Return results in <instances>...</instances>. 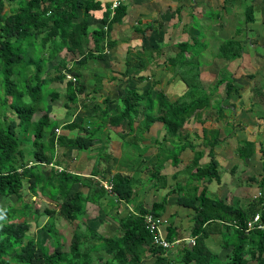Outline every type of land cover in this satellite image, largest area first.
<instances>
[{
	"label": "trees",
	"instance_id": "trees-1",
	"mask_svg": "<svg viewBox=\"0 0 264 264\" xmlns=\"http://www.w3.org/2000/svg\"><path fill=\"white\" fill-rule=\"evenodd\" d=\"M228 1L224 0L223 6ZM237 1H240L244 22L255 23L258 6L252 3L245 5L244 0ZM113 2L114 0H0V198H10L14 201L12 205L0 207V264H92V253L98 251L107 255V258L97 257V264H141L148 257H154L152 264H177L166 257L168 249L154 243L161 236L157 232H149L146 228L148 215L163 218L166 214L167 199L173 194L176 195L178 206L192 209L195 213L190 217V237L195 242L193 246L181 242V264H264V231L246 232L247 223L256 214H260L261 220L264 221V174L258 181L260 195L251 199L246 208L238 203L236 206L231 202L208 198L205 184L220 182L221 179L219 162L215 157L221 130H202L201 137L209 148L208 161L204 165H201L204 154L203 150L199 149L201 146H196L190 135L181 133L182 129L190 128L196 122L203 123L202 125L208 122L201 115L210 110L211 97L217 95L220 87L225 90V98L240 93L233 74L226 68L224 72L219 68L209 88L201 86V73L198 72L201 63L194 62L198 56L201 57L205 46L200 43L201 34L193 41L178 42L182 43L180 48L178 47L173 58L167 60L170 65H178V70L172 68L174 75H171L169 82L173 83V80L177 79L185 86L178 100L172 102L161 91L155 92V83H152L142 92L135 88L127 89L123 98L116 104L114 114L109 112L108 105L93 104L91 114L86 116L92 118L93 125L84 124V120H67L62 127L54 125L47 133L44 132L50 123L57 121L48 112L47 99L55 101L59 97L58 92L50 87L52 83L64 87L65 117H72L73 105H76L79 96L85 93V84L81 82L82 74L79 69H75L74 63L66 68L65 57L60 58L54 68L56 73L51 78L45 74L47 65L63 51L69 53L72 58L95 60L104 58L105 49L115 48L118 39L111 37L112 28L115 24L125 21L131 3L129 0H118V5L112 8ZM262 2L264 4V0ZM182 8L183 3L174 11V15L179 14ZM261 12L264 15V5ZM212 14L210 12L208 16L212 17ZM91 17L99 21L100 28H90L88 18ZM194 17L196 16L192 15V19ZM212 18L219 17L216 15ZM242 23L240 21L236 25L234 36L223 40L219 45L218 54L226 63L241 58L245 50L244 45L247 42V45L250 44L245 38L249 32L241 28ZM162 24L163 22L145 23L144 20L138 19L133 24L132 31L139 39H144L148 31L160 34ZM192 25L190 24L195 30L200 27ZM90 42L93 48L89 46ZM163 47L164 42H161L154 48L142 47L140 52L129 50L124 61L125 67L113 75L111 80L119 79L118 81L127 83L132 78L146 80L138 76V73L147 64L155 66L153 60L159 56ZM143 51L146 53L141 55ZM147 53L148 59L145 57ZM68 70L70 74H66ZM98 83L99 87L101 84ZM108 100L106 98L105 103H108ZM83 106L88 107L87 103ZM224 111L226 108L217 104L218 121L226 118ZM138 114L142 116L143 128L136 130ZM124 122L128 125V132L123 131L124 136H118L121 148L125 149L119 153L122 159L134 161L136 155L132 153V156L128 157L127 154L128 150L134 147L142 151L141 155L153 149L157 152L154 166L141 167L147 173L146 182L140 183L139 186V178L135 174H116L111 179L112 191L108 192L100 182L91 181L93 177L98 176L97 173L91 172L89 178H86L80 173L54 169L55 166H67V154L64 152L67 148H74V153L78 154L94 149L102 139L113 142L112 136L100 137L92 130L99 132L105 128L122 129ZM234 122L239 125V121ZM155 124L160 125L158 135H161L155 136L153 140L150 137L149 143L143 142L145 135H142L149 133ZM32 127L34 133L27 136L28 129ZM58 127L69 132L59 135L56 132ZM20 128L24 131V136L17 135ZM69 133L70 136H67ZM128 133L133 136L126 138ZM44 135L47 136L45 141L42 140ZM209 135L210 138L207 137ZM195 136L200 138L198 134ZM245 143H248L249 147L252 146L248 141ZM238 146L237 151L242 160L255 152L250 148L244 151V146ZM57 150L62 151L61 156H58ZM139 152L137 151V154ZM72 158L75 156L72 155ZM104 159L108 161L109 156ZM143 159H140L142 165ZM166 163L174 167L183 163L191 168L189 178L183 186L167 189L165 177L161 174ZM44 167L49 168L47 175ZM238 171L237 167L233 166L230 174L234 175ZM172 177L176 180L174 174ZM149 182H153L152 189L157 199L147 208L142 202H138L134 192ZM25 183L35 196L31 204L26 203L21 194ZM76 184L80 185V189L71 193ZM166 189V194L158 199V192ZM43 194L50 200H55L57 196L63 200L57 205H51L44 214H40L39 204ZM104 202L111 205V208L114 204L112 209H117L119 203L132 205V208L130 207L122 218H111L118 224L116 234L99 236L95 231L89 230L95 240L92 244L88 241V235L82 236L77 228H85V224L80 221L86 213L87 204H97L96 206L104 212ZM28 215L36 218L33 226L31 221L25 219ZM41 215L49 218L47 224L41 225V220L37 218ZM60 219L75 227L67 251L64 250L63 237L57 235L54 226V221ZM39 225L49 231L52 246L41 244L33 238V231L29 229ZM178 226L179 224L172 223L165 226L162 231L165 241L175 244V241L185 239L179 236ZM215 236L221 237L222 247L231 248L227 261H220L218 255L206 245V241Z\"/></svg>",
	"mask_w": 264,
	"mask_h": 264
},
{
	"label": "rangeland",
	"instance_id": "rangeland-1",
	"mask_svg": "<svg viewBox=\"0 0 264 264\" xmlns=\"http://www.w3.org/2000/svg\"><path fill=\"white\" fill-rule=\"evenodd\" d=\"M197 2L195 5L197 8L194 9L192 12L193 15H197L194 17V22L191 16V22L193 23L192 26L198 25L199 28L196 30L188 28L187 35L183 37L180 42H190L195 40V38L200 35L202 38L200 43L203 46V50L201 52V57L198 56L194 62L201 63L198 69V72L201 73V78L199 81L203 88H209L211 85L210 83L214 81L215 77L218 74V70L220 68L221 72H224V68H226L229 72L233 74L235 78V85L240 88V94L237 95L232 94L229 98L224 97L225 90L223 87L219 88V93L213 97H211L210 102V110L203 111V115L201 117L208 122L202 125L203 123L196 122L190 128H184L181 130V133H186L190 135L193 139V143L196 146H201L199 149L203 150V158L201 160V165H204L207 161V153L209 151L208 146L205 144L204 138H202V130L205 129H218L223 130L222 135L218 136L219 144L215 148V157L219 162L220 172H221V179L220 182L213 181L210 184H205L206 186V196L213 200L220 199L226 201L228 203H233L234 205L244 206L245 208L250 204V200L254 199L258 194H260V189L258 188V181L260 180V176L264 174V15L261 12L262 6L264 5L262 0H244L245 5H249L252 3L256 8V15L255 20L256 22L245 23L244 22V15L243 10L240 8V1L237 0H229L225 6L221 8V0H215L211 5L210 2L207 0H194ZM252 1V2H251ZM159 4L156 5L154 0H144L141 5L142 8L133 11L127 17V22L120 26V28L115 27L114 37L118 40H127V39H135L137 37L134 32L132 31V26L135 23L136 18L140 17L138 13H141V19L146 20V22H157L156 19L159 18L165 23L164 20H169V12L170 7L168 5V0H158ZM148 8V9H146ZM217 9L216 11L220 13H213V16L218 15L219 18H212L209 17V13L215 10H208L207 14L204 15V12L208 9ZM186 9V8H185ZM151 12H154L150 14ZM223 12V13H222ZM189 14L188 15L183 12L182 13V20L180 21V26H184L186 21H189ZM153 16V19H152ZM209 18V19H207ZM175 22L177 18H174ZM217 21L218 25L221 23V27L218 25H212L210 22L207 21ZM242 21L241 28L244 30L246 29L248 37H245L249 40V43L244 45V53L242 54L241 58L234 60L233 62L226 63L224 59L219 56L218 48L220 43L223 40H227L231 36H234V30L236 25ZM172 20L166 22L161 30L160 34L151 33V35L145 37L144 39H138V42H130V44L124 45V49L121 48V53H114L115 51L105 49L104 51V58L103 59H89L84 57H74L63 51L59 57H57L53 62L49 63L46 67L45 74L47 77L51 78L55 75L54 68L57 65V62L60 58L65 57L67 61V67H71L74 63L75 69H79L81 76V82L85 84V93L79 96V101L76 105H73L74 112L72 117H65L66 114V107L65 98H64V87L59 85L58 83H52L50 85L51 88H54L59 97L52 101L48 98V112L57 121L50 123L49 126L46 127L44 132L47 133V130H50L54 125L61 126L66 123L67 120H73L75 122L83 121L84 124L92 123V118H87L91 114V106L93 104H98L101 106L108 105L111 114L116 112V104L120 101L119 99L123 98L127 89L135 88L138 92H142L144 89L149 88L152 83H155L153 87L155 92L161 91L166 95V97L174 102L178 100V98L182 95V90L185 89L184 83L178 81L177 79L173 80V83L169 82L171 75H174L172 68L178 70V65L175 63L170 65L167 63V60L172 58V42L174 41V28L171 25ZM212 25V28H217L216 31H209L208 26ZM99 27V22L92 20L91 27ZM121 29V30H120ZM191 31V32H190ZM244 31V33H246ZM208 33V35L206 34ZM164 34V35H162ZM185 34V33H184ZM164 37L166 38V42L169 44V47H165L160 52L159 56L155 57L153 60L155 62L156 67L152 65L145 66L140 72L138 76H142L146 78L144 81L138 80V78L130 79L129 83L124 81H114L111 80L112 76L117 74L118 72L122 71L123 64L125 65L124 61L128 56L129 50L139 51L142 47L146 49L147 47L157 46V42ZM181 37V36H179ZM185 39V40H184ZM137 40V39H136ZM179 40V39H178ZM182 43H177L175 45L176 49L180 48ZM251 45V46H250ZM89 46L93 48V44L90 42ZM120 47V46H119ZM179 47V48H178ZM166 52V50H169ZM146 51H143L141 55L145 54ZM119 55H124V58L121 57L120 62L115 65V57ZM148 59L149 53L145 55ZM207 63H206V62ZM133 64V62H131ZM54 66V67H53ZM113 66V69L111 67ZM125 67V66H124ZM64 71V70H63ZM193 73H195L193 71ZM66 74H70L69 70ZM182 75V74H181ZM242 78V80H239ZM98 82L101 85L98 87ZM94 90V91H93ZM97 92V93H96ZM96 93V94H95ZM95 94V95H94ZM108 98V103H105V99ZM94 99V101H93ZM89 100V101H88ZM87 103L88 107H84L83 105ZM218 105H223L226 109L225 116L226 118L222 121L217 120V113L216 107ZM238 107V108H237ZM142 110V108H141ZM142 114V112H141ZM251 114L254 117L250 118ZM87 116V117H86ZM84 118V119H83ZM87 118V119H86ZM137 121L135 123L136 130L142 129V116L138 114L136 118ZM216 119V121H215ZM233 119V120H232ZM1 121V120H0ZM233 121V122H232ZM239 121L243 122L244 124L248 125V133L238 132L239 125L234 122ZM194 122V121H193ZM226 122V123H225ZM216 123V124H215ZM221 125V126H219ZM218 126V128L216 127ZM58 127V134H67L69 131H65V129ZM160 125L155 124L151 127L149 133H145V138L143 142L149 143L150 137L151 140L155 136L158 135V131ZM123 129V130H122ZM122 129L112 128L111 130H104L96 131L98 136L105 137L112 136V140H104L102 139L99 141L94 149L84 150L78 154L74 153V148H67L65 155L68 161L67 166L64 167L70 173H80L83 177L89 178V174L97 173V177H93L91 179L92 182H103L105 184L108 183L111 178H113L116 174H135L137 178H139V186L140 183L146 182L147 173L141 169L154 166L156 162V150H150L149 152H145L143 155L141 150H137L130 148L128 150V157L132 156L130 154L134 153L136 155V159L134 161H127L120 157L119 153L124 152L121 148V142L118 138L119 135L124 136V132H128V125L126 122L123 123ZM17 132L19 136H24V131L20 128ZM34 133V129H28L27 136H32ZM180 133V134H181ZM257 133V136H254ZM69 133L67 136H70ZM195 134H198L200 138L196 137ZM229 134H234L235 136H228ZM76 134L74 133L73 136ZM151 135V136H150ZM184 134H182L183 136ZM128 136V137H126ZM126 138H131L133 135L129 134L126 135ZM210 138V135L207 136ZM110 138V137H109ZM43 141L47 140V136H43ZM131 140V139H130ZM248 141L252 143V146L249 147ZM240 142V143H239ZM240 147L244 146V151L250 149H254L255 152L251 154V156L245 160H242L239 157V152L237 151L238 145ZM153 144V143H152ZM151 144V145H152ZM122 149V150H121ZM137 151H140L137 154ZM62 151L57 150L58 156H61ZM72 155L75 158H72ZM109 156V160L105 161V157ZM190 156L192 154L190 153ZM143 159V165L140 164L141 158ZM129 159V158H128ZM170 162V161H168ZM233 166L237 167L239 170L234 175L230 174V170ZM165 167H167L165 169ZM55 169V168H54ZM164 170L161 171V174L165 177V184L171 188L172 186H183L185 182L189 178V174L191 172V168L185 166V164H178L177 166H171L170 163H166ZM58 170V169H57ZM44 172L47 175L49 173V168L44 167ZM176 176V180L173 179L172 175ZM252 178V179H250ZM224 181H223V180ZM99 180V181H98ZM162 182V181H161ZM223 182V183H222ZM146 183L144 186H141L137 189V192L134 194L137 197L138 202H142V205L150 208L151 204L157 199L154 195V190L152 189V183ZM80 189V185L76 184L73 186L71 193L78 191ZM140 189V191H139ZM166 190H160L158 192V199L164 196L167 192ZM48 193V191H45ZM22 197L23 200L31 204L35 199L34 194H32L31 190L28 188V184L25 183L22 188ZM46 194H43L41 197V201L39 204V212L40 214H44L45 210H49L48 208L51 205H57V203H61L63 198L57 196L56 199L50 200L46 197ZM238 203V204H237ZM14 201L12 199H5L0 198V207H4L6 205H12ZM108 203L104 202L103 210L104 212L98 208L97 204H87L86 206V213L82 217L81 223L85 224L84 229L77 230L83 235H88V241L90 243H94L95 240L93 236L89 233V230H93L96 232L97 235H105L111 236L112 234L117 233L118 224L112 220L113 216L122 218L126 215L129 208H132V205L125 206L123 203H119L117 209L114 208V204L107 205ZM117 211V212H116ZM117 213V215H115ZM194 211L192 209H185L177 205L176 203V195L173 194L168 197L167 205H166V214L163 215L164 218L170 219L172 216L174 220L176 219L177 224H179L177 230L180 237L185 239L190 238V227H186V220L190 214H193ZM195 214V213H194ZM186 215H188L186 217ZM41 220V225H45L48 223V217L45 215H41L37 217ZM25 219L31 221V224L36 222V218L33 216H26ZM41 225L37 227H32L29 231H33V238H35L39 243L52 246L53 241L49 236L46 229H44ZM54 226L57 235L63 237L64 241V250L67 251L69 248V243L71 240L72 233L75 230L71 225L63 220H55ZM164 236V235H163ZM176 241L175 245L170 244L167 252L165 253L166 257L177 264H181V251H180V242ZM176 244L178 245L176 247ZM207 247L213 252L218 255V259L222 262L227 261L228 257L231 252V248L222 247L221 237L215 236L213 238L208 239L206 241ZM93 263L97 264V257L107 258L103 252H93ZM154 257H148L143 260L141 264H152ZM250 264H255L254 262H250Z\"/></svg>",
	"mask_w": 264,
	"mask_h": 264
},
{
	"label": "crops",
	"instance_id": "crops-1",
	"mask_svg": "<svg viewBox=\"0 0 264 264\" xmlns=\"http://www.w3.org/2000/svg\"><path fill=\"white\" fill-rule=\"evenodd\" d=\"M143 1L144 0H129V2L131 3L130 4V6H129V8H128V16L127 17H129V14H131L133 11H135V10H138L139 8H142L143 6L141 5V3H143ZM147 1V0H146ZM169 1V3H168V5H169V7H170V11H168L169 12V20L168 21H166V20H164L165 21V23L166 22H169V21H173V22H171V25H172V27L174 28V37H175V39H174V41L172 42V58H173V56H175V54H176V52H177V49L175 48V45L178 43V42H180L182 39H183V37H185L187 34V31H188V28H191V29H194V28H192L191 26H190V24L192 25V22H191V16L193 15L192 14V12L194 11V9L195 8H197L195 5L197 4V2L196 1H194V0H168ZM207 1H209L210 2V5L215 1V0H207ZM220 0H218V2H219ZM154 3L156 4V5H158L159 4V2H158V0H154ZM183 3V6H184V8H182L181 10H180V13L179 14H177V15H174L175 14V10L177 9V8H179L180 7V5ZM220 4H221V8H222V6H223V4H224V0H221V2H220ZM186 8V9H185ZM146 9H148V8H146ZM208 10H215V11H213L212 13H215V12H217L218 13V11H216L217 9H212V8H208L205 12H204V15L205 14H207L208 12ZM146 11H148V10H146ZM149 12V11H148ZM183 12H185L187 15H188V13L189 14H192V15H189V21L187 22L186 21V24L184 25V26H180L179 24H180V21L182 20V13ZM150 13V12H149ZM152 13H154V12H151L150 14H152ZM173 14V15H172ZM138 15L140 16V17H138V18H136V20L135 21H137L138 19H141V17L143 16L144 17V15H141V13H138ZM195 16V15H194ZM197 16V15H196ZM174 18H177V21L175 22V19ZM152 19H153V16H152ZM179 19H180V21H179ZM92 20H95L94 18H88V25L91 27V22H92ZM125 21L123 22V23H121V24H115L114 26H113V28H112V35H111V37H113V38H115L114 37V31H113V29L115 28V27H117V28H120V26H122L123 24H125V22H127V18L126 19H124ZM144 20V19H143ZM157 20V22H162V20L159 18V20L158 19H156ZM95 21H97V20H95ZM99 22V21H98ZM144 22L145 23H147L146 22V20H144ZM157 22H150V23H157ZM207 22H210L212 25H218V22L217 21H215V20H213L212 22L211 21H207ZM165 23H163L162 24V26L165 24ZM212 25H209L208 27V29H209V31L211 32V30L212 31H216L217 30V28H212ZM100 23H99V27H94V28H100ZM219 27H221V23H219V25H218ZM162 28V27H161ZM121 30V29H120ZM195 30V29H194ZM191 32V31H190ZM185 33V34H184ZM206 34L208 35V33L206 32ZM146 35L148 36H150L151 35V32L150 31H148L147 33H146ZM162 35H164V34H162ZM179 36H181V37H179ZM137 39V40H136ZM138 37H135V39H127V40H118V44H117V46L115 47V48H113V49H111L112 51H115L114 53H121L122 52V50H121V48L122 49H124V45H126V47H127V44H130V42L132 43V42H138ZM179 39V40H178ZM185 40V39H184ZM161 42H164V47H163V49L165 48V47H169L170 48V46H169V44L166 42V38H165V40H164V37H162L158 42H157V46H159V44L161 43ZM139 43V42H138ZM120 46V47H119ZM157 46H153V47H147L146 46V48H154V47H157ZM138 50V49H137ZM168 51H170V49L169 50H166V52H168ZM122 54V53H121ZM121 57L122 58H124V55H119L118 56V54H117V56L115 57V65L114 66H117V64L120 62V59H121ZM158 57V56H157ZM148 65V64H147ZM123 66H124V64H123ZM122 66V69L124 68ZM153 67H156V65L154 66V65H152ZM111 69H113V66L111 67ZM116 75V74H115ZM218 93H219V90H218ZM217 93V94H218ZM240 94V93H239ZM223 106V105H222ZM238 108V107H237ZM226 110H228V109H226ZM114 114V113H113ZM251 117L250 118H252V117H254V115L253 114H251L250 115ZM226 123V122H225ZM219 126H221V125H219ZM248 125H246V124H244L243 122H239V127H238V132L240 133V132H243L244 130H246V131H244V132H246V133H248ZM248 130V131H247ZM222 132H223V130H221V134H220V136L222 135ZM255 135L254 136H257V133H254ZM228 136H235L234 134H229ZM223 180V179H222ZM224 181V180H223ZM223 183V182H222ZM182 208H184V207H182ZM186 209V208H185ZM192 215V214H191ZM188 215H186V217H187ZM169 221H170V223H172V224H174V225H178L177 224V221H176V219L174 220V218H173V216L169 219ZM186 227H190V214H189V216L187 217V220H186Z\"/></svg>",
	"mask_w": 264,
	"mask_h": 264
},
{
	"label": "built area",
	"instance_id": "built-area-1",
	"mask_svg": "<svg viewBox=\"0 0 264 264\" xmlns=\"http://www.w3.org/2000/svg\"><path fill=\"white\" fill-rule=\"evenodd\" d=\"M123 1V0H120ZM118 5V0H114V2L112 3V8H114L115 6ZM67 78H70V76H67ZM59 130H56L57 134H58ZM104 187L111 191L112 189V184L111 183H106L104 184ZM260 194H258L259 196ZM258 196H256L255 198H257ZM164 222L161 219L158 218H153L151 215H148L146 217V228L149 230V232L151 233H155L157 232L161 237L156 239L155 242L158 243V245L162 246L163 248H167L169 247V243L167 241L164 240V237L162 235V226H163ZM254 230H261L264 231V221L261 220L260 214H256L252 220H250L247 223V229L246 232L248 231H254Z\"/></svg>",
	"mask_w": 264,
	"mask_h": 264
},
{
	"label": "clouds",
	"instance_id": "clouds-1",
	"mask_svg": "<svg viewBox=\"0 0 264 264\" xmlns=\"http://www.w3.org/2000/svg\"><path fill=\"white\" fill-rule=\"evenodd\" d=\"M126 0H123V1H121V2H125ZM58 130V129H57ZM55 169H58L59 171H65V172H68V170H66L64 167H62V166H55ZM70 173V172H69ZM112 179V178H111ZM109 180V182L108 183H111L112 184V180ZM99 181V180H98ZM107 183V182H106ZM105 183V184H106ZM103 187H104V184H103V182H101L100 183ZM105 188V187H104ZM106 189V188H105ZM107 190V189H106ZM108 192H111L112 191V189H111V191H109V190H107ZM168 200V199H167ZM158 219H161L163 222H164V224H163V226H162V231H164V229H165V226L166 225H169L170 224V221H169V219L168 218H158ZM164 237V236H163ZM177 241H179V240H177ZM182 241H184V242H186L187 244H189L190 246H193L194 245V242H195V240L193 239V238H187V239H182L179 243L181 244V242ZM188 241V242H187ZM176 242V241H175ZM154 243L155 244H158V243H156L155 241H154ZM169 245H170V243H169ZM172 245H175V244H172ZM177 245V244H176ZM178 246V245H177ZM169 247H167L166 249H168Z\"/></svg>",
	"mask_w": 264,
	"mask_h": 264
},
{
	"label": "water",
	"instance_id": "water-1",
	"mask_svg": "<svg viewBox=\"0 0 264 264\" xmlns=\"http://www.w3.org/2000/svg\"><path fill=\"white\" fill-rule=\"evenodd\" d=\"M34 162H36L35 160H34ZM188 242V241H187Z\"/></svg>",
	"mask_w": 264,
	"mask_h": 264
}]
</instances>
